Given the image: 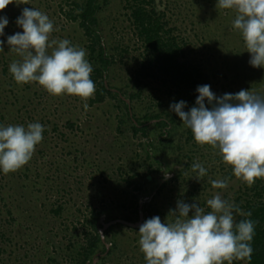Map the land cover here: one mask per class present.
<instances>
[{
	"label": "rangeland",
	"instance_id": "rangeland-1",
	"mask_svg": "<svg viewBox=\"0 0 264 264\" xmlns=\"http://www.w3.org/2000/svg\"><path fill=\"white\" fill-rule=\"evenodd\" d=\"M74 1L27 0V4H22V0H16V3L0 11V17H7L9 21L4 35L0 36V40L5 42L4 51L0 52V112L4 116L0 118V126L27 127L29 123H40L44 127L43 140L36 146L28 164L7 175L0 170V264H76L71 258L72 253H67L65 248L69 242L84 237L85 220L94 211L103 210L98 222L121 220L123 213L118 205L129 204L133 196H137L138 216L143 223L147 205L158 207L161 221L171 223L176 217L168 216L169 210L176 209L178 200L184 201L180 199L179 185L174 181L175 171L190 163L191 167L185 175L195 179L194 163L210 169L215 166L220 170L221 162L215 160L216 155H220L218 149L201 146L195 140L188 143V135H180L175 130L168 140L174 146L181 142L184 150L167 157L169 170L163 169L154 176L156 182H152L153 179L146 181L145 189L134 193V185L128 186L121 177L127 178L126 172L133 174V168L136 172L146 171L145 168L136 169L133 164V161L140 162L137 153L142 154L143 150L138 147L139 139L134 138L128 128L124 127V134L119 132L115 111L110 115L106 113L107 106L90 104L94 95L87 100L68 94L54 96L36 82L22 85L15 82L9 66L20 57L10 52L7 37L23 32L16 24L22 10L32 7L47 14L54 25L50 39H67L71 45L83 48L87 45L83 31L78 23L67 21L64 15L71 10L69 4ZM155 2L160 10H167L168 18L185 38L187 58L205 70L209 77L208 85L217 97L240 90L264 95L262 87L260 90L264 83V68L250 65L251 54L247 52L241 33L233 28L234 10L217 7L218 0ZM128 14L123 0H107V5L99 13L100 34L115 55L114 48L118 44L131 42ZM132 45L134 42L130 43L131 48ZM115 57L117 63L112 66L107 81L116 88L126 86L131 93L129 78L131 68L135 66L134 57L124 58L128 66L120 62L118 55ZM4 68L7 73H4ZM242 72L250 77L239 79L234 84L236 76ZM151 92V88L144 87L143 96ZM205 104L211 108L207 101ZM140 106L143 107L142 104ZM163 112L165 116V112L171 111L167 108ZM166 117L174 116L172 113ZM68 122L74 124L73 129L67 127ZM171 126L175 128L172 123L165 130ZM167 181V188L159 192L160 185ZM241 181L233 179L225 189L208 188V199L216 194L224 200L232 198ZM123 190L127 195L121 193ZM59 207L61 212L57 215L54 210ZM203 209L205 213L211 211L207 203ZM107 234L106 251L98 250L93 258L100 257L96 264H146L139 246L138 230L132 231L128 226L116 223ZM100 254H103L102 257ZM233 264L237 263L233 261Z\"/></svg>",
	"mask_w": 264,
	"mask_h": 264
},
{
	"label": "clouds",
	"instance_id": "clouds-1",
	"mask_svg": "<svg viewBox=\"0 0 264 264\" xmlns=\"http://www.w3.org/2000/svg\"><path fill=\"white\" fill-rule=\"evenodd\" d=\"M14 2L0 0V11ZM217 7L235 11L233 28L241 33L251 54L250 65L264 68V0H218ZM8 23L7 17H0V36ZM16 24L23 32L8 36L7 44L10 52L20 57L9 66L17 84L36 82L51 95H75L84 100L95 94L93 68L86 51L67 39H50L54 25L47 14L24 8ZM4 43L0 40V52L4 51ZM197 92L196 106L189 111H184L183 100L171 104L170 111L191 130L197 144L219 150L237 179L249 187L257 179H264V95L240 90L217 97L210 85L198 86ZM84 107L88 108L87 103ZM43 131L40 123L0 126V170L5 175L29 163L43 140ZM192 170L197 172V180L207 174L200 163H194ZM211 184L225 189L228 179L213 180ZM206 203L211 209L207 213L197 202L178 200L176 209L168 214L176 217L173 222L165 223L154 216L140 225L139 246L146 264H233L234 260L251 259L254 222H235L234 212L240 214L241 210L219 194Z\"/></svg>",
	"mask_w": 264,
	"mask_h": 264
},
{
	"label": "trees",
	"instance_id": "trees-1",
	"mask_svg": "<svg viewBox=\"0 0 264 264\" xmlns=\"http://www.w3.org/2000/svg\"><path fill=\"white\" fill-rule=\"evenodd\" d=\"M123 1L125 9L129 12L132 38L131 42L118 44L114 50L124 66H128L124 60L126 56H131V59L134 57L135 66H132L129 78L131 93L128 92L131 90H127L126 86L116 88L107 81L112 66L117 63L116 55L113 54V50L111 51L100 34L99 13L107 5V0H75L70 2L71 10L64 12V15L67 21L78 23L87 44L83 49L87 52V60L93 68L91 79L96 85V91L90 104L98 103L107 106L106 113H110V115L115 111L117 114L114 118L118 122L119 132L124 134L128 128L133 137L139 139L138 147L143 151L142 154L137 153V157L141 160L139 159L138 163L133 161V164L136 169L145 168L146 171L141 173L137 170L136 172L133 168V174L126 172L127 178L121 177L128 186L134 185V193H137L145 189L146 181L153 179L152 182H156L154 176H157L163 169L169 170L170 164L167 162V157L172 156L174 152L181 153L184 150L181 142L174 146L172 141L168 140L175 130L180 135L187 134L186 141L188 143L194 140L191 130L182 123L175 112H165V116L162 115V112L164 109H169L171 104L181 100L186 102L184 111H189L191 107L196 106V98L199 95L197 87L208 85L209 77L200 65L187 58L185 38L181 36L179 29L168 18L166 9L160 10L155 0ZM133 42L134 45L131 48L130 43ZM3 70L4 73H7L6 68ZM10 75L12 76V74ZM247 77L250 76L242 72L241 75L236 76V81L233 83L237 84L239 79L245 80ZM144 87L152 89V92L145 97L143 96ZM261 87L264 91V83L261 84L260 90ZM154 91H158V93H154ZM257 94L260 93L257 92ZM156 105L159 108L156 109ZM172 113L174 117H166ZM0 118H4L1 112ZM172 123L175 124V128L171 126L169 130H165ZM67 127L71 130L74 128V124L68 122ZM215 160L221 162L220 170H217L215 166L211 169L204 166L207 169V174L201 180L196 179L197 175L195 179L193 178L194 180L193 176L186 177L185 174L191 167L190 163L184 164L181 170L175 171L174 181L179 185L180 199H184L188 204L200 203L199 206L203 208L207 199L210 198L207 189L212 188L211 181L227 178L229 183L236 179L231 166L224 165L226 163L219 154L216 155ZM241 183L232 198H227V201L234 203L241 210L240 214L234 212L235 222L250 219L254 222L255 231L251 242L253 249L251 259L234 260V262L237 264H264V179H257L251 187L243 181ZM168 185V181L163 182L159 192L166 189ZM121 193L127 195L124 190ZM133 198L129 204L118 205L119 208H122V221L131 223L139 221L138 197L133 196ZM147 206L148 208L144 212L146 220L155 215H161L158 207ZM60 212V207L58 210H54L57 215ZM102 212L103 210L94 211L92 216L85 220L84 237L77 238L78 240L71 241L66 246L65 251L72 253L71 258L74 263L91 264L98 250L106 251L98 232L99 226H97ZM248 213L251 215L248 216ZM128 229L139 231V228L128 227ZM107 236L108 234L105 232V237L107 238Z\"/></svg>",
	"mask_w": 264,
	"mask_h": 264
},
{
	"label": "flooded vegetation",
	"instance_id": "flooded-vegetation-1",
	"mask_svg": "<svg viewBox=\"0 0 264 264\" xmlns=\"http://www.w3.org/2000/svg\"><path fill=\"white\" fill-rule=\"evenodd\" d=\"M113 90H116V89H113ZM117 91V90H116ZM122 220V219H121ZM100 222V221H99ZM98 222V224H97V226H99V228H98V232H99V235H100V239H101V241H102V243L105 245V246H107V244H106V242H105V235H104V239H103V237H101V234H100V230L101 229H103V225L105 226V225H107V227L104 229V234H105V231L107 230V231H109L110 230V228L112 227V225H114V224H123L120 220H114V221H112V222H108V223H103L102 222V224H100ZM125 222H127V221H125ZM128 223H131V222H128ZM137 223H143L142 222V220H141V218L139 219V222H137ZM134 224V223H133ZM123 225H125V224H123ZM125 226H127V225H125ZM129 227V226H128ZM130 228H132V227H130ZM106 231V232H107ZM102 255L103 254H100V256L102 257ZM100 257H95V259L94 260H98ZM94 260H93V262L91 263V264H96V262L94 263Z\"/></svg>",
	"mask_w": 264,
	"mask_h": 264
},
{
	"label": "water",
	"instance_id": "water-1",
	"mask_svg": "<svg viewBox=\"0 0 264 264\" xmlns=\"http://www.w3.org/2000/svg\"><path fill=\"white\" fill-rule=\"evenodd\" d=\"M123 224H125V225H127V226H129V227H132V228H139L140 227V225L142 224V223H138V224H133V223H128V222H125V221H122V220H120ZM100 224H102V221H100L99 222ZM107 227V225H103V229H101L100 230V234H101V237H103V239H104V229ZM96 262V260H94V263Z\"/></svg>",
	"mask_w": 264,
	"mask_h": 264
}]
</instances>
